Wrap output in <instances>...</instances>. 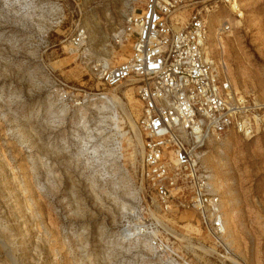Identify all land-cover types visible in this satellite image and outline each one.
I'll use <instances>...</instances> for the list:
<instances>
[{
  "label": "rangeland",
  "instance_id": "rangeland-1",
  "mask_svg": "<svg viewBox=\"0 0 264 264\" xmlns=\"http://www.w3.org/2000/svg\"><path fill=\"white\" fill-rule=\"evenodd\" d=\"M144 2L0 0V264H264V0L208 16L207 54L251 107L250 132L203 148L221 245L193 210L159 206L135 88L103 89L95 74L129 57L118 33ZM222 17L232 27L218 38Z\"/></svg>",
  "mask_w": 264,
  "mask_h": 264
},
{
  "label": "built area",
  "instance_id": "built-area-1",
  "mask_svg": "<svg viewBox=\"0 0 264 264\" xmlns=\"http://www.w3.org/2000/svg\"><path fill=\"white\" fill-rule=\"evenodd\" d=\"M236 2L145 0L118 33L121 44L131 40L129 57L95 68L103 89L124 82L135 88L136 125L144 135L142 178L159 206L193 210L216 245L223 243V212L209 172L201 166L203 148L211 136L229 130L244 134L252 127L247 120L251 107L235 96L207 54L208 16L222 5L235 10ZM222 18L215 29L218 38L232 27L229 17ZM79 43V36L72 38V45ZM150 242L155 249L166 248L157 236Z\"/></svg>",
  "mask_w": 264,
  "mask_h": 264
},
{
  "label": "bare ground",
  "instance_id": "bare-ground-1",
  "mask_svg": "<svg viewBox=\"0 0 264 264\" xmlns=\"http://www.w3.org/2000/svg\"><path fill=\"white\" fill-rule=\"evenodd\" d=\"M223 226H224V218H223ZM224 231H225V227H224Z\"/></svg>",
  "mask_w": 264,
  "mask_h": 264
}]
</instances>
